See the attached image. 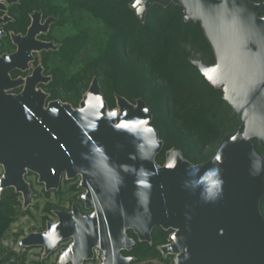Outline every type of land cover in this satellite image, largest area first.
Listing matches in <instances>:
<instances>
[{
    "label": "water",
    "instance_id": "obj_1",
    "mask_svg": "<svg viewBox=\"0 0 264 264\" xmlns=\"http://www.w3.org/2000/svg\"><path fill=\"white\" fill-rule=\"evenodd\" d=\"M2 0H0L1 3ZM173 2L184 8L186 22H200L212 42L217 63H197L214 87L223 88L239 126L226 135L205 164L193 166L171 151L158 168L157 134L149 126L143 103L121 101L122 119L102 101L94 82L73 110L36 92L34 74L19 95L6 91L14 69H25L38 25L18 38V51L0 58V190L28 193L23 176L35 172L47 189L63 174L83 176V200L90 215L74 208L36 238L47 250L73 238L64 261L81 264L98 247L101 264H127L121 252L134 241L150 239L155 227L173 229L166 252L175 264H264V219L258 210L263 194L262 160L253 140L264 148V19L244 0H135L140 18L153 3ZM1 6V4H0ZM115 111V110H114Z\"/></svg>",
    "mask_w": 264,
    "mask_h": 264
},
{
    "label": "rangeland",
    "instance_id": "obj_2",
    "mask_svg": "<svg viewBox=\"0 0 264 264\" xmlns=\"http://www.w3.org/2000/svg\"><path fill=\"white\" fill-rule=\"evenodd\" d=\"M135 0H2L0 6V58L18 51L16 40L38 25L33 50L25 69L9 73L16 86L7 95H19L29 78L39 76L35 89L45 95V106L57 102L73 110L94 82L109 111L121 101L143 103L148 126L157 134L160 150L155 163L163 166L171 151L193 166L208 162L222 139L239 120L223 99V88L211 85L197 63L214 67L215 48L200 22L184 20V8L170 2L153 3L143 17L133 8ZM256 5V17L264 19V0H244ZM262 160L264 148L253 140ZM4 167L0 164V180ZM27 195L15 187L0 190V264H73L63 253L73 238L47 250L36 238L57 223L60 214L76 208L90 215L83 196V176L63 174L55 188L47 189L38 174L23 176ZM264 219V191L258 201ZM175 231L155 227L150 239L134 241L121 254L127 264H175L177 254L166 252ZM81 264H101L98 247Z\"/></svg>",
    "mask_w": 264,
    "mask_h": 264
},
{
    "label": "bare ground",
    "instance_id": "obj_3",
    "mask_svg": "<svg viewBox=\"0 0 264 264\" xmlns=\"http://www.w3.org/2000/svg\"><path fill=\"white\" fill-rule=\"evenodd\" d=\"M36 41H37V39H35ZM32 52H33V50L32 51H30V55H31V57H32ZM37 92V90L35 91V93ZM111 113H113L114 115H115V117H116V120H115V126H117L118 125V123L121 121V119H122V113H121V111L119 110V108L117 109V110H115V111H113V112H111ZM157 165V164H156ZM157 167L158 168H162V167H160V166H158L157 165ZM94 253V252H93Z\"/></svg>",
    "mask_w": 264,
    "mask_h": 264
}]
</instances>
